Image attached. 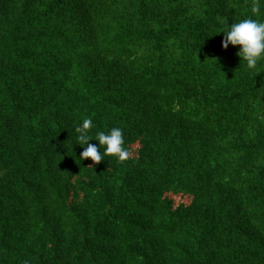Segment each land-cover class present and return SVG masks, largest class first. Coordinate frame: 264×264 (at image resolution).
I'll return each mask as SVG.
<instances>
[{
	"label": "trees",
	"instance_id": "16d2710c",
	"mask_svg": "<svg viewBox=\"0 0 264 264\" xmlns=\"http://www.w3.org/2000/svg\"><path fill=\"white\" fill-rule=\"evenodd\" d=\"M248 17L264 0H0V264H264V60L222 47ZM86 118L128 159L80 160Z\"/></svg>",
	"mask_w": 264,
	"mask_h": 264
},
{
	"label": "clouds",
	"instance_id": "9594fccd",
	"mask_svg": "<svg viewBox=\"0 0 264 264\" xmlns=\"http://www.w3.org/2000/svg\"><path fill=\"white\" fill-rule=\"evenodd\" d=\"M258 8L253 6V12ZM222 40V47L227 49L229 44L240 46L237 55L241 61L246 63L249 69L257 67L258 61L264 60V20H257L251 17L240 19L229 24ZM93 121L90 118L83 119L79 126L75 127L76 143L82 147L80 160L90 158L98 163L104 156H114L118 160H126L129 157V150L124 146L123 129L112 127L107 131H98L95 136L92 134ZM90 140L98 141V144L88 143ZM103 146V151L98 148Z\"/></svg>",
	"mask_w": 264,
	"mask_h": 264
}]
</instances>
